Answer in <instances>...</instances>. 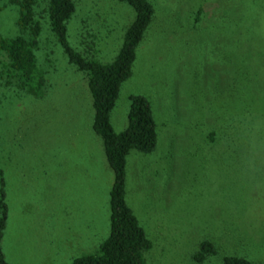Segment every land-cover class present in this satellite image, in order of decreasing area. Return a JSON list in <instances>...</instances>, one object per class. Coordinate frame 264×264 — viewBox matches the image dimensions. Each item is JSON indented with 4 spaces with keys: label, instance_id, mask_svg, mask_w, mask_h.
Returning a JSON list of instances; mask_svg holds the SVG:
<instances>
[{
    "label": "rangeland",
    "instance_id": "rangeland-1",
    "mask_svg": "<svg viewBox=\"0 0 264 264\" xmlns=\"http://www.w3.org/2000/svg\"><path fill=\"white\" fill-rule=\"evenodd\" d=\"M154 13L136 46L109 121L126 124L128 96L149 101L156 145L130 150L125 200L151 247L148 264H222L264 259V0H150ZM67 38L109 61L133 17L119 0H74ZM37 66L41 97L18 91L0 54V170L7 217L0 240L10 264H69L108 233L112 170L86 76L68 63L42 6ZM0 0V33L16 32ZM216 253L196 262L198 241Z\"/></svg>",
    "mask_w": 264,
    "mask_h": 264
},
{
    "label": "trees",
    "instance_id": "trees-1",
    "mask_svg": "<svg viewBox=\"0 0 264 264\" xmlns=\"http://www.w3.org/2000/svg\"><path fill=\"white\" fill-rule=\"evenodd\" d=\"M133 10V17L125 27L121 44L109 61L91 57L74 47L67 38V21L75 9L74 0H5L16 12V32L0 33V54H3V73L7 82L18 91L41 97L44 72L37 66L35 50L38 48L40 23L36 7L43 13L55 41L68 63L86 76L93 109L91 129L100 139L112 181L108 190V233L92 252L82 253L69 264H148L143 256L151 247L142 225L125 200L126 156L134 149L142 153L152 151L156 145V131L148 99L140 93L128 96L125 126L115 131L109 121L121 82L131 74L136 46L143 39L154 8L150 0H119ZM4 179L0 170V240L7 217ZM217 247L210 237L198 241L191 258L196 262L216 253ZM222 264L254 263L247 257L227 254ZM0 264H10L0 246Z\"/></svg>",
    "mask_w": 264,
    "mask_h": 264
}]
</instances>
